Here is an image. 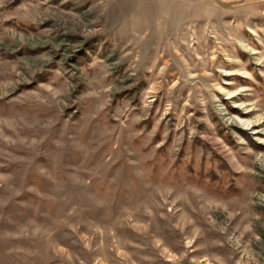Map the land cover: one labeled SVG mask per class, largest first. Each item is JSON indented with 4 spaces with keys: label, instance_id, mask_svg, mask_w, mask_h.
Returning a JSON list of instances; mask_svg holds the SVG:
<instances>
[{
    "label": "rangeland",
    "instance_id": "rangeland-1",
    "mask_svg": "<svg viewBox=\"0 0 264 264\" xmlns=\"http://www.w3.org/2000/svg\"><path fill=\"white\" fill-rule=\"evenodd\" d=\"M0 264H264V0H0Z\"/></svg>",
    "mask_w": 264,
    "mask_h": 264
},
{
    "label": "crops",
    "instance_id": "crops-1",
    "mask_svg": "<svg viewBox=\"0 0 264 264\" xmlns=\"http://www.w3.org/2000/svg\"><path fill=\"white\" fill-rule=\"evenodd\" d=\"M220 1H222V2H227V0H220ZM235 1V0H234Z\"/></svg>",
    "mask_w": 264,
    "mask_h": 264
}]
</instances>
